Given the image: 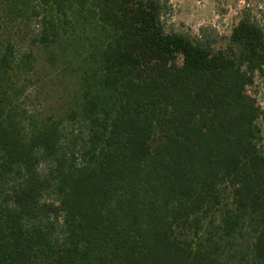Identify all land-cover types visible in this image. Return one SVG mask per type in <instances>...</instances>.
<instances>
[{"label":"trees","instance_id":"1","mask_svg":"<svg viewBox=\"0 0 264 264\" xmlns=\"http://www.w3.org/2000/svg\"><path fill=\"white\" fill-rule=\"evenodd\" d=\"M1 2L33 29L0 43V264H264V17L223 44L169 0Z\"/></svg>","mask_w":264,"mask_h":264},{"label":"rangeland","instance_id":"2","mask_svg":"<svg viewBox=\"0 0 264 264\" xmlns=\"http://www.w3.org/2000/svg\"><path fill=\"white\" fill-rule=\"evenodd\" d=\"M169 4L171 10L166 18L169 29L187 35H196L202 28L214 29L223 44L227 41L244 9L249 10L257 19L264 17V0H169ZM5 13L0 0V16L4 18ZM32 29L26 28L25 25L17 21H3L0 27V43L11 39L18 46L27 47ZM35 51L37 52V68L33 78L40 81L37 87L30 88L29 92L30 98L38 93L41 104L33 103L31 109L37 108L41 117L44 118L52 114L60 105L63 88L52 85V83L58 82L57 75L53 72L50 74V67L43 51L39 49H35ZM59 78L60 76H58ZM247 91L261 107H264V89H262L258 78Z\"/></svg>","mask_w":264,"mask_h":264}]
</instances>
